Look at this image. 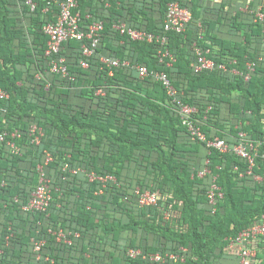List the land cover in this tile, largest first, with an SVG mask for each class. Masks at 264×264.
Wrapping results in <instances>:
<instances>
[{"label":"trees","instance_id":"obj_1","mask_svg":"<svg viewBox=\"0 0 264 264\" xmlns=\"http://www.w3.org/2000/svg\"><path fill=\"white\" fill-rule=\"evenodd\" d=\"M27 1L0 0V88L8 94L0 132L18 131L21 148L13 155L0 146V264H35L32 238L44 239L41 257L53 264H160L148 256L170 253L184 261L161 264H215L233 254L228 240L264 215V19L254 14L259 8L264 16V0H77L80 29L93 21L103 28L91 57L82 55L87 39L61 45L66 77L50 72L42 31L58 3L31 0L32 10ZM173 2L191 19L184 32L163 33ZM118 24L166 43L132 41ZM194 46L226 69L196 72ZM166 51L170 57L161 56ZM247 63L254 67L246 81ZM135 65L164 73L174 94L152 75L139 78ZM181 106L196 109L192 118L207 140L229 149L193 140ZM32 124L44 134L37 146L27 138ZM244 140L254 146L251 169L231 150ZM46 153L52 201L45 213L24 212ZM107 177L114 181L102 184ZM213 178L222 195L215 206L207 199ZM136 189L154 192L156 205L139 207ZM49 228L78 238L56 243ZM129 249L141 255L129 258Z\"/></svg>","mask_w":264,"mask_h":264},{"label":"built area","instance_id":"obj_2","mask_svg":"<svg viewBox=\"0 0 264 264\" xmlns=\"http://www.w3.org/2000/svg\"><path fill=\"white\" fill-rule=\"evenodd\" d=\"M47 5L58 3L59 13L56 16L54 22H48L42 28L44 35L47 37L45 57L48 58V66L51 73L60 74L62 77L68 75L67 68L65 65V59L59 57L61 45L70 39L82 42L84 39H87L90 44L89 46L82 45V55L86 58L91 57L93 54V49L97 46L98 40L100 39V32L102 31L103 24L101 21H93L90 24L85 26L83 31L79 27V15L73 13V10L77 8V0H46ZM31 5L33 10L34 6L32 5L31 0L27 1ZM47 10V9H46ZM255 20H263L264 16L260 12L259 8L254 12ZM191 19V13L187 8L180 7L177 2L168 4L167 11L165 14L163 22V33H182L185 31L186 25ZM114 28L120 32V34H126L130 40L144 42V43H153L158 42L160 45L166 43V38L162 35L151 34L145 31H139L135 29L127 28L124 24L115 25ZM194 53L196 55V66L195 71H212L216 67L221 70H225L224 65H216L213 61L206 58V52L200 48L194 46ZM162 57H170L169 53H161ZM100 62L105 64L109 68L119 67L120 63L117 59H109L102 57ZM234 62V61H233ZM82 68H88V62L86 60L81 61ZM122 65L127 66L128 63L124 62ZM254 64L247 63L246 70L247 73L244 75V79L247 81L250 77V74L253 72ZM134 69L137 71L139 78H144L148 75H152V79L155 81L161 82L167 93L169 95L174 94V90L170 85L168 78L164 73L160 72H151L149 73L147 68L140 65H135ZM234 74H240L237 70L233 69L231 71ZM242 75V74H240ZM97 94H103L101 90L97 91ZM8 99V94L0 88V101ZM182 124L187 128L191 138L193 140L205 143L208 147H215L220 152H226L229 149V146L223 141L214 138L213 140H207L205 135L202 133L200 127L196 124L195 120L192 118V115L196 113L195 108L189 106H181L180 111ZM28 142L30 145H39L41 138L43 137V130L35 124H32L27 129ZM240 137L245 138V134L240 133ZM20 139V133L18 131H13L11 133L4 131L0 132V146H4L9 152L13 155H20L21 148L17 145V140ZM232 152L235 153L239 158L244 159L249 164V169L253 165V154L250 153V150H254V146L250 141H243L239 144L231 147ZM52 161V157L49 153H46L43 165L37 166L38 173V183L34 187L33 191L30 194L28 202L21 207V210L24 212L30 213H45L52 201L51 192L52 186L50 179L46 177L43 166L47 165ZM67 167L64 166V169ZM72 174H76V171H71ZM208 174V170L205 169L203 172L199 173V176H205ZM90 180L94 179L92 175L89 176ZM256 180L260 181V177H256ZM102 184L107 180L114 181L113 178L107 177L105 179L99 178ZM215 178L210 182L209 189L207 191V199L211 206H215L216 200L222 197L219 192V188L214 184ZM137 196V202L139 207H148L156 205V194L150 190L140 191L136 189L134 191ZM47 233L52 236L56 243H62L70 246L72 243V238H78V234H71L70 231L63 229H53L49 228ZM72 237V238H71ZM10 236L6 237L4 240V246H8ZM264 238V215L261 216L260 220L251 225L248 228L243 229L235 238L229 239L228 250H231L233 254L236 255L239 264H246L249 258H255V250L252 248L251 241L256 239ZM33 246V252L35 255V264H53V260L49 258L41 257L42 248L45 245L44 239H31ZM3 254V249H0V255ZM129 258H137L141 255L139 250L129 249L126 253ZM145 259V256H143ZM149 260L156 263H165L167 260H172L174 262L180 261L183 262L184 258L178 255L164 254V255H150L148 256ZM42 260V261H41Z\"/></svg>","mask_w":264,"mask_h":264},{"label":"crops","instance_id":"obj_3","mask_svg":"<svg viewBox=\"0 0 264 264\" xmlns=\"http://www.w3.org/2000/svg\"><path fill=\"white\" fill-rule=\"evenodd\" d=\"M252 248L255 250V258H249L246 264H264V239L251 241ZM215 264H239L235 254H224Z\"/></svg>","mask_w":264,"mask_h":264}]
</instances>
